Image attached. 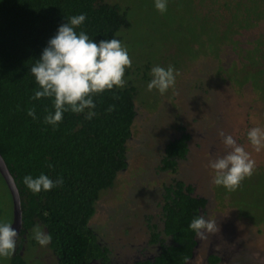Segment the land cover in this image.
Segmentation results:
<instances>
[{"label":"trees","instance_id":"1","mask_svg":"<svg viewBox=\"0 0 264 264\" xmlns=\"http://www.w3.org/2000/svg\"><path fill=\"white\" fill-rule=\"evenodd\" d=\"M114 2L117 1L0 0V152L15 178L23 209L22 228L17 243L19 248L17 247L10 257L9 264L28 263L27 255L30 250L40 246L31 238L34 225H40L51 233L52 241L47 246L54 250L55 264H88L93 256L100 255V252L106 255V251L96 242L97 235L93 231L95 228L92 220L98 213L99 203L108 200L117 185H124L128 181L133 184L134 178L132 181L125 180L124 173L131 168L133 143L139 139L135 137V128H139L141 135L150 132L147 123L143 122L141 111L147 103L140 94V85L144 84V80L149 81L145 79V72H150L154 62H157L156 59L157 64L163 66L160 63L162 57L151 60L143 58V62H137L132 59L133 51L130 50L129 56L133 61L131 60V66L126 68L124 86L106 90L94 97L97 114L92 119H86L82 113L69 111L64 113L58 127L43 122L46 112L51 109L50 99H31L37 85L30 73V67L39 59L58 26L66 22V17L78 13H85L87 18L77 31L84 30L97 41L110 39L115 35L125 44L126 37L122 38V34L127 35L128 32L125 31L121 35L120 32L131 28L133 22L128 17V11L123 9L119 2ZM262 3L264 4V0ZM247 27L251 28L250 24ZM263 38L264 32H261L256 41ZM238 42L239 36L236 38V43ZM224 50L226 45L221 52ZM186 73L187 70L182 71L181 76ZM195 74L193 72V75ZM199 80L195 79L194 84L187 86L190 89L189 97L186 98L187 104H184L187 108H181L185 111L184 114L192 116V119L176 125V131L173 133L181 137L175 138L172 133L165 134L168 139L165 137L156 142V162L151 168L141 167L144 173L149 169L154 171L153 167L158 168L159 173H162L161 170L166 172L163 177L151 176L148 173L144 175L146 178L142 180L151 182V187L149 185V189L139 193L140 198L143 197L151 210L156 205L163 210L165 229L173 234L178 245H169L164 249V254L159 255L154 262L145 261L139 264H185L195 243V232L189 228V223L199 215V206L206 204V198L194 195L193 186H186L182 179L171 181L169 174L182 169L180 164L186 163L193 156L194 150L189 141L192 140L193 144H196V137L192 138L188 130L191 129V121H198L196 109L203 108V104L207 109L215 102L221 105L217 98L222 101L226 97L225 93H220L221 91L207 80ZM216 86L220 87L218 84ZM191 88H196L197 92L194 93ZM217 93H220V96L217 97ZM199 94H204L202 99ZM214 99L216 101L213 103ZM110 105H114V108L108 111ZM28 109H34L36 118L27 114ZM178 111L180 113V110ZM141 122L142 127L139 126ZM154 127L156 132L164 133L161 123ZM165 130L166 127L163 128V131ZM181 132L184 134L180 135ZM41 172L53 179L62 177L63 183L50 191L33 193L22 183V178L26 174L37 176ZM247 178L258 182L259 187L264 189V166L255 167L253 174ZM0 179L12 206L7 210L0 202V218L12 223L13 196L1 171ZM111 197L120 199V194L116 193ZM125 207H120L118 212H112L121 218L132 216L130 224L143 217L140 214L143 210H139V214L129 215L125 213V209L132 206ZM147 217L144 227L152 223L150 216ZM121 221L119 219L113 224ZM255 222L264 223V217L256 219ZM109 227L112 228L111 225ZM23 245L26 250L22 255L19 249ZM38 261L37 264H42Z\"/></svg>","mask_w":264,"mask_h":264},{"label":"rangeland","instance_id":"2","mask_svg":"<svg viewBox=\"0 0 264 264\" xmlns=\"http://www.w3.org/2000/svg\"><path fill=\"white\" fill-rule=\"evenodd\" d=\"M114 1H117L114 3L119 2L118 4L128 11V17L133 22L131 28L120 32V35L125 31L128 32L127 35L122 34V38L126 37L124 45L128 52L133 51L132 59L143 62V58L151 60L162 57L160 63L166 66L165 68L169 65L175 67V83L163 94L155 88L149 90L147 88L149 81L144 80V84L140 85V94L147 103L141 111L143 122L147 123L150 132L141 135L139 128H135V137L139 139L133 143L131 168L124 173L125 180L132 181L134 178L133 184L128 181L124 185H117L109 199L99 203L98 213L92 220L97 230L98 227L112 226L117 218L122 220L118 227L130 228L132 216L127 218L120 216L115 219L109 216L112 211L118 212L120 207L132 206L125 209V213L129 215L139 214V210L149 211L145 209L146 203L140 198L139 191L144 192L151 187V182H144L142 179L146 178L144 175L147 173L154 176V171L149 169L144 173L141 167H150L156 162L157 141L168 138L165 134L176 131L177 124L192 119V116L184 114L182 108H187V105H184L187 104L186 98L189 97L190 91L187 86L194 84L195 79L207 80L214 88L220 90V93H225L227 98L222 101L217 98L221 105H217L214 99V105H208L207 109L205 104L203 108H197L198 121L190 122L189 125H192L190 131L195 133V137L198 136V131L206 136L210 133L212 140L215 133L216 139L220 138V132L232 134L238 144L244 145L245 150L249 152L250 157L255 161V167L264 166V148L256 151L247 138L250 128L264 127V38L256 41L261 32H264L262 0H168L167 10L163 13L154 7V0ZM248 24L251 28L247 27ZM240 34L244 35L240 36ZM237 36L240 38V44L236 43ZM225 45L226 50L221 52ZM231 49L236 53H231ZM156 61L158 62V59ZM157 62H154V65ZM185 70H187L186 75L181 76L182 71ZM193 72L196 74L193 75ZM145 73L147 74L145 79L150 80V72ZM191 75L192 77H189ZM217 84L220 87H217ZM191 90L197 92L196 88ZM220 93L215 95L218 97ZM203 95L199 94L201 99ZM143 122L139 126L142 127ZM157 123L163 125L164 133L154 130ZM164 127H166L165 131H163ZM208 143L211 145V141H206V144ZM216 145H219L220 151L212 152L209 146L205 150L200 149L209 157L207 161L217 153L227 151L220 141H217ZM193 154L196 155L197 152L194 151ZM193 157L182 163L181 167L187 168V165L193 162ZM199 159L201 158H197L194 166V168L201 167L198 171L201 170L199 175L203 187H200L199 191L204 195H211L212 204L214 203L208 209L213 213L221 211L223 217L230 219L229 221L233 220L235 224L239 223L240 231L248 238V247L254 248L258 252V257L262 256L264 264V223L255 222L256 219L264 217V189L259 187L258 182L251 181L250 177H245L235 190H227L223 186L216 185L213 182L214 172L208 166V162L204 163L206 161L202 162ZM164 174L162 173V177ZM156 186L158 185H154ZM116 193L120 194V199H112L111 196ZM0 202L7 210L11 209V202L1 179ZM239 211H243L245 216L234 215ZM236 217L241 218V221L235 220ZM108 221L110 224H107ZM33 251L34 249L30 250L27 255L28 264H37L36 255H33L32 259ZM40 251H44L42 253L45 257L52 259L54 263L55 256L52 251L42 246L39 247ZM9 262L10 258L2 260V264Z\"/></svg>","mask_w":264,"mask_h":264},{"label":"clouds","instance_id":"3","mask_svg":"<svg viewBox=\"0 0 264 264\" xmlns=\"http://www.w3.org/2000/svg\"><path fill=\"white\" fill-rule=\"evenodd\" d=\"M167 4L168 0H154V7L162 13L167 10ZM86 18L85 13L66 17V22L58 26L39 59L30 67L37 85L31 99H50L51 109L46 112L43 122L53 127H58L64 113L69 111L82 113L86 119H92L97 114L94 97L106 90L123 87L126 68L131 66L127 47L115 35L110 39L97 41L84 30L77 31ZM231 53L236 52L233 50ZM150 75L147 88H155L161 94L175 83L174 68L171 65L167 68L154 65L150 69ZM113 108L114 105H110L107 110L111 111ZM27 114L36 118L34 109H28ZM219 136L227 151L210 158L208 166L214 172L213 182L216 185L235 190L245 177L253 174L255 161L232 134L220 132ZM247 138L254 149L260 151L264 148V127L250 128ZM22 183L31 192L40 193L62 184L63 178L53 179L41 172L37 176L24 175ZM239 213L245 216L241 211ZM189 228L203 239L206 234L217 231V224L211 218H206L205 214H200L191 220ZM19 235L11 221L0 218V264L4 258H10L14 254ZM31 238L42 247L52 241L51 233L40 225L33 226ZM47 248L54 253L49 246ZM38 253L39 249L32 253V258Z\"/></svg>","mask_w":264,"mask_h":264},{"label":"flooded vegetation","instance_id":"4","mask_svg":"<svg viewBox=\"0 0 264 264\" xmlns=\"http://www.w3.org/2000/svg\"><path fill=\"white\" fill-rule=\"evenodd\" d=\"M198 133L196 144H193L192 140L189 141L193 150L197 152L196 155L193 154L195 157V159L193 157V162L188 164L187 168L182 166V169L170 173L169 176L171 177V181L182 179L186 186H193L192 192L194 195L204 196L206 198V204H204V206H199V215L205 214L206 218H211L216 221L217 231L206 234V237L203 239L197 237L196 233H194L195 243H193L191 254L186 258L185 264H263L262 256L258 257V252L254 248L248 247V238L240 231L241 229L238 227L239 223L235 224L233 220L229 221L230 219L223 217V213L220 211L214 213L210 211L208 207L210 208L214 205V203L212 204L211 195H204L199 191V188L203 187V184L201 185L200 183L201 179L199 175L201 170L198 171V168L200 169L201 167L194 168V166L196 165L198 157L201 158L199 160L202 162L206 161L204 163H207V159L209 158L205 156V152L200 151V149L205 150V148L209 146L213 152L216 150L220 151L221 148L219 145H216V142L220 141V138H215L216 133L214 134L213 140L212 137L209 136L210 133L207 134L208 136L200 134L199 131ZM172 134L175 138L181 137L179 134L173 132ZM183 134L184 132L180 133V135ZM190 134L192 138L195 136V133L192 131H190ZM206 141H211V145L209 143L206 144ZM200 153L202 156H200ZM180 163L181 161L179 160V164ZM153 169V175L156 177L162 176V173L165 171L161 170L162 173H159L158 168L155 169L153 167ZM159 181L163 182L162 180ZM206 205L208 206L206 207ZM145 208L149 211H142L143 217L133 221V223L129 225L131 226L130 228L118 227L117 225H119L120 222L113 224L112 228L109 226L108 228L98 227L99 230H97L93 227L95 228L93 231L97 235L96 242L103 251H106V255L100 252V255L93 256L88 264H139L145 261L154 262L159 255L164 254V249L169 247V245H178L173 234L167 232L165 229L164 221L162 220L164 216L163 210H161L159 205L153 207V210L147 205ZM239 214L240 213L237 212L234 215ZM109 216H111L112 219L119 217L118 214L113 212H111ZM147 216H150L155 226L151 223L144 227V221L148 219ZM119 219L120 218H117L116 220L119 221ZM235 220L241 221V218L239 219L236 217ZM156 224L158 225L156 226ZM155 234L158 236H155ZM17 247L19 248V244H17L16 248ZM22 247L19 251L23 255L26 246L23 245ZM39 247L40 246L35 247L33 252L38 251ZM42 252L44 251H40L36 254L35 260H39L38 262L42 264H53V261L45 257ZM57 264H59V262H57Z\"/></svg>","mask_w":264,"mask_h":264},{"label":"water","instance_id":"5","mask_svg":"<svg viewBox=\"0 0 264 264\" xmlns=\"http://www.w3.org/2000/svg\"><path fill=\"white\" fill-rule=\"evenodd\" d=\"M0 171L2 175L4 176L5 180L7 181V184L10 188V191L13 196V211H14V217H13V227L20 233L22 228V222H23V209L21 205V196L19 193V188L17 186V183L15 181V178L13 177L12 173L10 172L7 163L5 162L4 157L2 156L0 152Z\"/></svg>","mask_w":264,"mask_h":264}]
</instances>
